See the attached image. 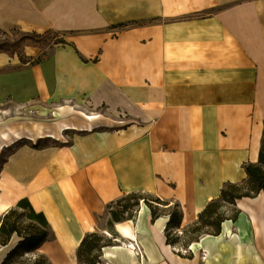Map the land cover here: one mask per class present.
<instances>
[{"label":"crops","instance_id":"0c3cea01","mask_svg":"<svg viewBox=\"0 0 264 264\" xmlns=\"http://www.w3.org/2000/svg\"><path fill=\"white\" fill-rule=\"evenodd\" d=\"M187 4L200 5L194 10L227 7L201 18L166 21L174 8L185 15ZM0 29H54L71 38L39 63L33 61L44 50L34 46L25 47L28 63L17 54L21 65L0 60V102H74L82 108L106 107L131 120L123 128L103 130L72 122L83 132L70 143L23 145L4 163L0 216L28 198L55 232L37 250L52 264H79L82 240L101 230L99 218L107 204L123 193L142 191L174 200L181 205L184 228L220 197L225 183L246 179L245 164L259 161L264 0H0ZM74 110L68 104L59 108L65 115ZM262 197L264 205V192L255 198ZM242 213L230 220L239 235ZM168 221L162 216L152 222L150 208L141 205L134 220L114 224L119 244L104 247L101 260H187L167 243ZM120 224L134 236L124 234ZM224 234L222 224L219 235L200 238L208 244L192 243L190 250L197 245L199 255L191 250L188 259L193 264H264L263 227L244 226L242 252L234 237Z\"/></svg>","mask_w":264,"mask_h":264},{"label":"trees","instance_id":"16d2710c","mask_svg":"<svg viewBox=\"0 0 264 264\" xmlns=\"http://www.w3.org/2000/svg\"><path fill=\"white\" fill-rule=\"evenodd\" d=\"M15 30L17 34L14 39H10L9 36L0 38V52L11 56L17 54L24 63L31 61L25 54L26 46L43 47L54 34L51 29L43 34L19 29H14L12 32ZM0 32L7 34L1 29ZM58 43L66 44L67 42L63 40L58 41ZM43 59L44 57L40 56L33 63H39ZM35 147L39 148V146ZM244 168L247 174L246 179L240 183H225L220 197L210 201L199 214L198 219L184 228L181 227L183 211L179 203H176L173 208L169 200L150 193L142 191L123 193L118 199L108 203L106 207L112 217L110 222L112 227L109 229L112 236L107 238L98 231L86 234L77 251L79 264H104L101 260L103 248L119 244L117 241L119 234L115 231L114 224L116 222L134 220L142 202L150 208L152 222L162 216L169 217L165 234L167 243L172 246L179 244L181 248L189 250L190 245L198 242L204 236L203 234L219 235L223 222L227 220L236 221L240 214V210L234 208V214L227 216L224 212L226 205L235 206L239 199L245 197L255 198L259 193L264 192V135L259 161L257 163H247ZM115 205L119 209L115 210ZM15 235L21 240L7 254L1 264H52L47 255L37 253V250L45 242L53 240L55 232L46 215L37 211L28 198L20 199L15 206L8 209L0 217V247L10 244ZM24 253L31 254L32 258L25 257L24 261H19V257L22 258ZM179 254L182 255L181 251H179ZM183 256L192 257V255Z\"/></svg>","mask_w":264,"mask_h":264},{"label":"rangeland","instance_id":"374dc122","mask_svg":"<svg viewBox=\"0 0 264 264\" xmlns=\"http://www.w3.org/2000/svg\"><path fill=\"white\" fill-rule=\"evenodd\" d=\"M196 7H200V5L187 4L188 11L183 16L177 13V9L174 8L173 15L167 17L166 21H175L176 19H182L187 17L201 18L204 16H208L212 13H215L217 11H221L227 6L226 5L202 6L203 7L202 9L194 10L193 8ZM192 9L193 11H191ZM147 20L148 19H145V22ZM154 20L157 23L163 22L162 18H156ZM51 30L54 31V34L47 41V44L41 47L44 50L42 52L43 53L42 56L44 58L50 57L53 54V51L55 47H57V45L61 44L59 46L60 47L63 46L64 43H58V41L65 40L67 42L71 40L70 34L67 31H58L54 29ZM16 34H17L16 30L14 32L9 30L7 34L0 32V38H5L9 36L10 39H14ZM39 34H43V33H39ZM2 59L14 60L16 64L18 65L22 64L19 61L18 57L16 56L10 57L8 55H0V60ZM67 104L75 107V110L70 115H65L61 111H59L61 105H67ZM83 107L84 108H82V106L81 107L77 106L74 102H65V101L48 103V102L34 100L27 104H19L18 102H16L11 98H7L1 101L0 102V142L3 143V146L0 150V171L4 163L7 161L8 157L23 145H29L32 147L39 146V148L49 145H66L71 142V139L75 135L81 134L83 132L75 127L65 130L61 129L64 124H72V122H84L90 125H94V128L103 130L107 128L109 129L110 126L115 128H123L131 121L123 113L118 111L108 110L106 107L91 108L85 105ZM95 113L100 118L95 122L94 121L91 122L87 118V115L95 114ZM48 133L54 134L57 138L46 136V134ZM169 202L171 203L170 205L173 208L174 205L177 203L174 200H169ZM234 208H238L237 204L235 206L226 205L224 207L225 214L227 216H232L234 214V210H235ZM114 209L117 210L119 209V207L115 205ZM99 219L101 224V230L98 232L109 238V236H112V233L109 231V229H111L112 227L110 224L112 217L109 213V210H106L105 213L102 214ZM107 231L110 232V234ZM20 240L21 238L15 235L14 238H12L10 244L5 246L7 248H6L5 256L3 257V261L7 256V254L18 244ZM175 247L179 251H181L183 255L186 256L193 255L192 254L193 252L190 250V248L189 250H185L181 248L179 244ZM1 248L3 247H0V251ZM25 257L32 258L31 254L24 253L23 257L22 258L19 257L18 260L24 261Z\"/></svg>","mask_w":264,"mask_h":264},{"label":"bare ground","instance_id":"6f19581e","mask_svg":"<svg viewBox=\"0 0 264 264\" xmlns=\"http://www.w3.org/2000/svg\"><path fill=\"white\" fill-rule=\"evenodd\" d=\"M87 118L91 121V122H95L97 121L100 117L95 113V114H89L87 115ZM74 128V126L72 124H64L62 126L61 129H71ZM46 136H50V137H54L57 138L54 134L52 133H48L46 134ZM3 146V143L0 142V150ZM246 199H239L238 200V208L243 212L241 215V218L239 220V231H240V235L233 233L232 229H231V221L227 220L225 221L224 224V236L228 237V236H232L234 237V242H235V246L237 248V252H242L241 250L243 249V246L245 245V239L243 237V233H244V226L246 224H251V223H256L257 225L261 226L264 228V205H262V198H249V197H245ZM249 200V201H248ZM142 205H146L144 203H142ZM119 228L121 229V231L124 234L130 235V236H134V234L131 232V228L129 226L126 225H119ZM162 229V228H161ZM260 231V230H259ZM160 234L162 235V232L160 230ZM205 240V239H204ZM203 242L200 240L199 244L200 246H203V244H208L207 241ZM132 246V245H131ZM191 250H194L195 253L197 255H199V249L197 247V245H192ZM6 250H1L0 251V260L5 256ZM196 261H191L187 258V260L185 261H181L180 264H193Z\"/></svg>","mask_w":264,"mask_h":264}]
</instances>
